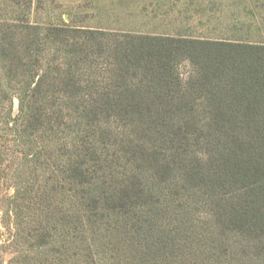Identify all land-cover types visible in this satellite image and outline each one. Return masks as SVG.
Instances as JSON below:
<instances>
[{
  "label": "trees",
  "instance_id": "1",
  "mask_svg": "<svg viewBox=\"0 0 264 264\" xmlns=\"http://www.w3.org/2000/svg\"><path fill=\"white\" fill-rule=\"evenodd\" d=\"M21 3L14 18L0 13V63L31 102L26 129L71 139L58 165L45 146L34 155L53 162L82 205L46 213L63 237L156 228L162 245L144 251L154 264H264V41L68 26L41 34L31 0ZM34 230L37 246L51 243L45 227Z\"/></svg>",
  "mask_w": 264,
  "mask_h": 264
},
{
  "label": "rangeland",
  "instance_id": "2",
  "mask_svg": "<svg viewBox=\"0 0 264 264\" xmlns=\"http://www.w3.org/2000/svg\"><path fill=\"white\" fill-rule=\"evenodd\" d=\"M21 1L0 0V13L4 12L6 18L16 17L23 11ZM261 1L264 0H31L27 17L39 26L41 34L48 27L68 26L264 41ZM244 7L250 13L243 12ZM231 23L236 24L234 32L230 30ZM248 30L249 35L245 33ZM49 51L50 48L46 53ZM3 72L0 63V88L9 92L7 100L0 103V109L5 107L0 112V264H154L144 251L152 240L154 245H162L157 240L161 235L156 225L154 231L144 229L135 235L124 229H103L98 235L86 229L82 240L69 243L68 236L63 237L64 227L46 218L53 207L83 212L78 196L57 183L53 162L47 165L35 160L37 151L45 146L55 153L56 165L67 161L62 146L71 139L57 140L48 132L26 129L23 120L31 102L24 98L15 80L4 79ZM41 225L51 236L48 246L36 245L34 229ZM64 241L70 247L56 254L54 249ZM155 264H161V260Z\"/></svg>",
  "mask_w": 264,
  "mask_h": 264
}]
</instances>
